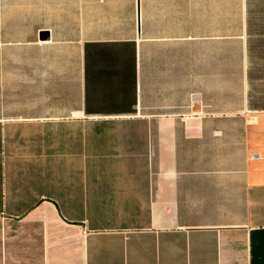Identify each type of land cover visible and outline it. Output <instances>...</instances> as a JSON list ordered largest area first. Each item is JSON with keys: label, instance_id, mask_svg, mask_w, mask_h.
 <instances>
[{"label": "crops", "instance_id": "crops-1", "mask_svg": "<svg viewBox=\"0 0 264 264\" xmlns=\"http://www.w3.org/2000/svg\"><path fill=\"white\" fill-rule=\"evenodd\" d=\"M0 264H264V0H0Z\"/></svg>", "mask_w": 264, "mask_h": 264}, {"label": "rangeland", "instance_id": "rangeland-1", "mask_svg": "<svg viewBox=\"0 0 264 264\" xmlns=\"http://www.w3.org/2000/svg\"><path fill=\"white\" fill-rule=\"evenodd\" d=\"M4 24L8 72H33L31 15L5 17Z\"/></svg>", "mask_w": 264, "mask_h": 264}]
</instances>
